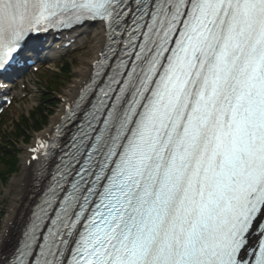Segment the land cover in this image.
Returning <instances> with one entry per match:
<instances>
[{
	"label": "snow or ice",
	"instance_id": "1",
	"mask_svg": "<svg viewBox=\"0 0 264 264\" xmlns=\"http://www.w3.org/2000/svg\"><path fill=\"white\" fill-rule=\"evenodd\" d=\"M89 20L95 102L0 264H264V0H0V81Z\"/></svg>",
	"mask_w": 264,
	"mask_h": 264
},
{
	"label": "bare ground",
	"instance_id": "2",
	"mask_svg": "<svg viewBox=\"0 0 264 264\" xmlns=\"http://www.w3.org/2000/svg\"><path fill=\"white\" fill-rule=\"evenodd\" d=\"M89 31H92L93 38L90 44V49L92 52V56L89 58H85L84 60L81 59L80 68L76 71L77 77L75 79V82L71 86V88L66 91L63 95L65 97L66 101L72 100L75 98L81 87L84 85V83L88 80L90 74H91V67L93 61H95L98 57L99 52L103 48L105 44V31L101 24H96L93 29L90 28L89 25L85 24L81 28L76 29L75 31L71 32L70 37L74 38L80 34L87 35ZM51 38L47 39V41L43 42L42 45L45 47H49L48 45L52 42ZM66 41L58 42L57 44L63 45ZM59 53V52H58ZM56 53V55H58ZM66 106V103L62 106L60 112L58 115L54 116L51 120L52 126L55 125L59 121V117L62 115L63 109ZM29 158V155L26 154L25 157V163L22 168L21 177L20 179L14 178L13 181L16 183V188L14 191L13 196V202H12V209L9 212L7 221L4 225V230L2 232V235L0 236V252H5L8 249H10V244L15 242V239H13V233H15L17 229V225L19 222V219L27 214L26 206L29 205L30 202V194L27 192V187H29L32 179V167L27 166L26 162ZM29 216V214L27 215ZM26 216V217H27ZM5 238H7L8 246L7 249L4 247Z\"/></svg>",
	"mask_w": 264,
	"mask_h": 264
},
{
	"label": "rangeland",
	"instance_id": "3",
	"mask_svg": "<svg viewBox=\"0 0 264 264\" xmlns=\"http://www.w3.org/2000/svg\"><path fill=\"white\" fill-rule=\"evenodd\" d=\"M87 38V39H86ZM92 41V33H89L87 36H82L79 39V42L77 44V50L75 52L73 51H69L65 56H62L61 58L63 59H71L73 60V78L69 80L67 86H65L63 89H61L59 91V93L57 95H55L54 98H52V104L53 106L55 105V103H57V100L61 99V95H63L66 91H68L71 86L73 85V83L75 82L76 79V71L80 68L81 63L80 60L81 59H85L86 57H90L92 55L91 49L89 47L90 42ZM61 58H57L55 59L56 62H58L59 60H61ZM54 70V66H47L44 68V70L41 72L43 75L46 73V71H53ZM72 77V76H71ZM28 81H30V84L28 85V98L25 101H22V103L20 104H16L13 107V110H11L8 114H11L14 117H17L19 114L23 113V112H27L29 110H31L32 108H34L36 106V104H38V97L39 95L37 94L38 92V86L34 85L35 81H39V77L38 76H33L31 75L28 79ZM40 84V82L38 83ZM60 105V104H59ZM52 106L47 108L49 111H53ZM54 112V111H53ZM55 115H57V111H55ZM53 118V117H52ZM52 118L50 120H52ZM51 122V121H49ZM50 125V123H49ZM11 143L15 145V149L18 150L19 153V157H20V164H19V172L17 174H15L10 181H8V183L2 187L1 183H0V217H1V224H0V235L2 234L5 222L7 220V216L8 213L11 211L12 209V200H13V193L15 191V183L13 181L14 177H16L17 179L20 178L21 176V170H22V166L24 164V155H25V149H26V145H23L22 143L18 142H12Z\"/></svg>",
	"mask_w": 264,
	"mask_h": 264
},
{
	"label": "trees",
	"instance_id": "4",
	"mask_svg": "<svg viewBox=\"0 0 264 264\" xmlns=\"http://www.w3.org/2000/svg\"><path fill=\"white\" fill-rule=\"evenodd\" d=\"M69 68V65H66V69ZM54 97L53 93H48L47 97L42 99V105H40V107L38 108L37 111V118H35L34 116L32 117V124L29 123L26 119L23 118L22 124L17 126V131L20 133L19 136H26L27 135V130H29L31 127V129H40L41 126L43 124L46 123V113H47V108L53 106L52 104V98ZM39 117L42 119V121H39ZM10 156L11 152L10 150L7 149V146H1L0 147V157L1 156Z\"/></svg>",
	"mask_w": 264,
	"mask_h": 264
}]
</instances>
